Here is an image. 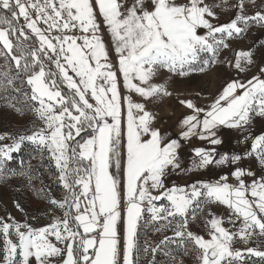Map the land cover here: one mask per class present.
I'll return each mask as SVG.
<instances>
[{
    "label": "snow or ice",
    "instance_id": "obj_1",
    "mask_svg": "<svg viewBox=\"0 0 264 264\" xmlns=\"http://www.w3.org/2000/svg\"><path fill=\"white\" fill-rule=\"evenodd\" d=\"M217 9L234 15L214 23ZM253 22L264 27V0H0V101L34 118L30 128L0 133V183L39 178L31 164L6 168L28 143L62 190L56 197L51 185L33 186L48 205L43 225L0 216V264H140L142 254L156 264L157 252L166 264H185L189 254L195 264L264 261L259 245L247 246L264 238V132L250 131L264 119V64L205 106L179 99L190 112L178 138L155 126L147 107L172 95L167 81L156 82L163 73L185 77L222 63L249 72L252 49L219 57ZM221 127L240 131L237 142L249 147L218 152ZM193 137L212 147L193 148L183 167L179 150ZM209 168L220 170L216 178L169 179ZM148 225L172 235L141 247Z\"/></svg>",
    "mask_w": 264,
    "mask_h": 264
},
{
    "label": "rangeland",
    "instance_id": "obj_2",
    "mask_svg": "<svg viewBox=\"0 0 264 264\" xmlns=\"http://www.w3.org/2000/svg\"><path fill=\"white\" fill-rule=\"evenodd\" d=\"M213 2V0H210ZM219 2V0H215ZM234 3L235 0H230ZM260 0H257V4ZM255 11L253 8H249V13L252 14ZM218 20L214 23H227L234 15L232 11H222L217 9ZM264 27H260L254 22L250 24L248 31L238 39H230L229 49H222L220 53V59L234 60L233 51L236 50H248L252 49L254 53L255 64L251 67V70L247 73H239L234 68L228 67L226 63L213 65L210 69L204 73H193L185 77L178 75L172 76L168 79L169 74L163 73L157 78L158 83L167 81L169 91L172 92L170 97L164 98L158 103H148L147 107L150 111L157 114L156 125L160 127L162 131L169 132L173 137L178 138V121L186 114H189L190 110L186 109L179 103V99H191L198 106H205L208 102L205 97L215 96L222 87L232 79L245 80L256 74L257 66L264 64ZM3 59H0V64H3ZM18 86V85H17ZM200 95L197 96L196 94ZM16 95L15 92L12 93ZM31 114H26L23 117L17 115L13 110L4 106V102L0 101V133L11 132L13 134L30 128L33 121ZM250 131L253 135H258L264 132V119L255 118ZM219 138L222 139L221 145L215 146L217 151L223 152H244L249 145L241 144L237 141L242 139V133L236 129H229L221 127L217 133ZM10 142V141H9ZM195 147H212L206 141H201L193 137L188 142H182V147L179 150L180 158L183 167H188L192 158V149ZM12 159L7 161L6 168L15 170L17 172L21 170H28V165L31 164L39 173V178L34 179L30 185L27 177L22 176H10L9 179L0 183V216H6L11 214L17 221L23 222L25 217L29 218V222L36 224L37 226L46 223V218L43 213L48 208L47 203L38 198L33 191V186L39 187L41 181L44 185H51L53 195L60 197L62 190L55 184H53L52 177L44 167H40L41 160L39 155L34 151V146L28 143L22 145L21 150L12 154ZM35 157V158H33ZM13 162H17L16 165H12ZM8 163H11L8 166ZM47 164L48 161L45 158L43 161ZM247 164V162H245ZM54 171V170H53ZM224 171H227L225 169ZM220 173L219 169L209 168L201 172L189 173L187 175H172L170 181H175L178 184H190L197 180L214 179ZM15 202H18L23 208V212L19 211L15 207ZM218 214L226 215L223 207L214 208ZM32 216L38 217V220H31ZM158 226V225H157ZM193 231L203 234V229L197 224L190 225ZM164 235L171 236V231L156 232L152 225L142 227L140 230L138 243L141 247L144 246L145 241L155 245L163 238ZM259 245L261 250H264V238H258L251 241L247 246L256 247ZM236 247H246L241 242H237ZM174 247V246H171ZM152 259L151 255L145 257L141 256L140 264H148V261ZM185 264H195V260L192 254L183 257ZM156 264H166L167 258L163 255V252H157ZM246 264H264L257 257H248Z\"/></svg>",
    "mask_w": 264,
    "mask_h": 264
},
{
    "label": "trees",
    "instance_id": "obj_3",
    "mask_svg": "<svg viewBox=\"0 0 264 264\" xmlns=\"http://www.w3.org/2000/svg\"><path fill=\"white\" fill-rule=\"evenodd\" d=\"M11 163H8V166H10ZM17 162H13L12 165H16Z\"/></svg>",
    "mask_w": 264,
    "mask_h": 264
},
{
    "label": "built area",
    "instance_id": "obj_4",
    "mask_svg": "<svg viewBox=\"0 0 264 264\" xmlns=\"http://www.w3.org/2000/svg\"><path fill=\"white\" fill-rule=\"evenodd\" d=\"M234 52H235V51H233L232 55H234Z\"/></svg>",
    "mask_w": 264,
    "mask_h": 264
}]
</instances>
